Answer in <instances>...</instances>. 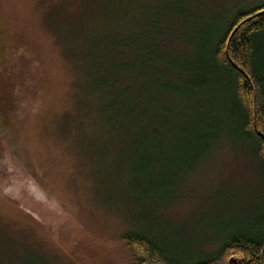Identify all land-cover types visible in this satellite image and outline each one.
Returning <instances> with one entry per match:
<instances>
[{
    "label": "rangeland",
    "instance_id": "1",
    "mask_svg": "<svg viewBox=\"0 0 264 264\" xmlns=\"http://www.w3.org/2000/svg\"><path fill=\"white\" fill-rule=\"evenodd\" d=\"M164 1L0 0L6 264H131L122 240L130 233L188 257L243 225L264 226V169L251 136L223 129L214 145L196 147L176 133V146L161 145L164 132L135 126L144 118L100 82L96 45L147 31L146 15ZM171 2L178 55L194 54L203 30L219 35L236 11L264 0ZM130 7L139 11L128 19ZM175 151L176 162L166 160Z\"/></svg>",
    "mask_w": 264,
    "mask_h": 264
},
{
    "label": "trees",
    "instance_id": "2",
    "mask_svg": "<svg viewBox=\"0 0 264 264\" xmlns=\"http://www.w3.org/2000/svg\"><path fill=\"white\" fill-rule=\"evenodd\" d=\"M138 11L130 7L125 17L131 19ZM146 16L147 31L141 25L136 34L115 38L114 45L107 39L96 45L104 65L100 82L114 85L116 99L127 102L130 114L144 118L135 126L164 132L158 138L161 145L176 146V133L191 136L182 145L197 147L209 138L211 146L223 129L244 132L264 169V3L236 11L219 35L216 29L203 30L192 42L194 54L176 55V4L171 0ZM135 45L138 49L128 53ZM2 139L0 130V143ZM166 160L176 162V151ZM243 226L217 240L207 253L188 257L175 256L140 234L122 240L133 256L131 264H230L231 259L237 260L231 264H264V226ZM5 261L0 250V264Z\"/></svg>",
    "mask_w": 264,
    "mask_h": 264
},
{
    "label": "water",
    "instance_id": "3",
    "mask_svg": "<svg viewBox=\"0 0 264 264\" xmlns=\"http://www.w3.org/2000/svg\"><path fill=\"white\" fill-rule=\"evenodd\" d=\"M237 29H235L234 31H236ZM255 100V99H254ZM255 107V106H254ZM255 124H256V119H255ZM256 127V126H255ZM232 262H237V260H235V259H231L230 260V264L232 263Z\"/></svg>",
    "mask_w": 264,
    "mask_h": 264
}]
</instances>
